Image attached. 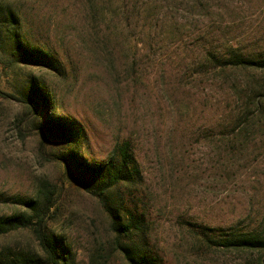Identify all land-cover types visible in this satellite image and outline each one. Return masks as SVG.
Instances as JSON below:
<instances>
[{
    "label": "rangeland",
    "instance_id": "1",
    "mask_svg": "<svg viewBox=\"0 0 264 264\" xmlns=\"http://www.w3.org/2000/svg\"><path fill=\"white\" fill-rule=\"evenodd\" d=\"M0 4L14 9L24 41L56 60V68L19 64L0 87L15 92L31 77L40 81L47 113L84 129L78 151L90 164L106 161L117 139H132L143 175L134 199L148 216L161 264L264 261V252L214 244L219 228L259 230L264 221V71L220 72L206 61L208 51L228 43L264 53V0ZM253 101L258 109L247 108ZM43 116L0 99V215L21 210L10 199L33 198L48 181L55 202L49 226L73 264H126L98 199L69 180L59 160L67 146L45 135ZM6 247L38 248L28 229L1 235L0 250Z\"/></svg>",
    "mask_w": 264,
    "mask_h": 264
},
{
    "label": "trees",
    "instance_id": "2",
    "mask_svg": "<svg viewBox=\"0 0 264 264\" xmlns=\"http://www.w3.org/2000/svg\"><path fill=\"white\" fill-rule=\"evenodd\" d=\"M206 61L220 72L227 69H244L253 73L264 71V53L246 52L238 43H228L220 51H208ZM55 63L48 50L24 41L14 9L0 4V78L11 77L19 64L56 68ZM235 85L246 88L244 84ZM48 98L45 87L35 77H31L22 90L11 92L0 87V99H12L33 106L36 113L44 112L40 128L48 138L66 144L67 151L59 156V160L64 164L69 180L95 196L102 205L109 218L114 251L126 264H161L158 251L150 245L148 216L139 211L134 199L142 187L143 175L132 139H117L106 161L90 164L78 151V141L85 135L84 129L71 118L54 112L48 114ZM261 99L264 100V95ZM252 106L258 109L257 102L253 101V105L247 103L248 109L252 110ZM52 188L51 183L42 181L35 197L10 199L21 210L0 215V236L28 229L38 248H3L0 250V264H73L71 250L64 238L49 226V214L55 205ZM224 229L219 228L223 233L219 241L214 242L218 247L264 252V221L259 230L244 231L234 226ZM196 235L202 246H209L205 234Z\"/></svg>",
    "mask_w": 264,
    "mask_h": 264
}]
</instances>
